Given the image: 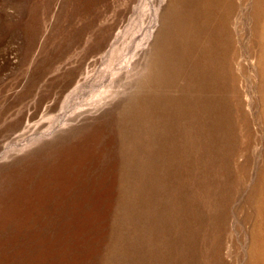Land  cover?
I'll list each match as a JSON object with an SVG mask.
<instances>
[{
	"label": "rangeland",
	"instance_id": "rangeland-1",
	"mask_svg": "<svg viewBox=\"0 0 264 264\" xmlns=\"http://www.w3.org/2000/svg\"><path fill=\"white\" fill-rule=\"evenodd\" d=\"M0 264H264V0H0Z\"/></svg>",
	"mask_w": 264,
	"mask_h": 264
}]
</instances>
